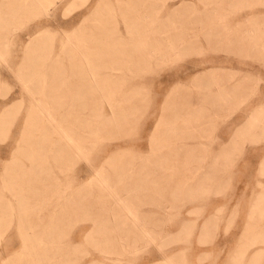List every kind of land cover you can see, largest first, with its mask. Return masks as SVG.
I'll list each match as a JSON object with an SVG mask.
<instances>
[{
  "label": "bare ground",
  "instance_id": "1",
  "mask_svg": "<svg viewBox=\"0 0 264 264\" xmlns=\"http://www.w3.org/2000/svg\"><path fill=\"white\" fill-rule=\"evenodd\" d=\"M79 1L82 2L78 4ZM87 1L0 0V140H6L8 135L1 138L2 134L14 125L11 143L0 145V219L16 213L20 222H36V232L28 236L39 240L58 234L63 216H68V210L83 208L81 199L94 190L98 191L99 201L113 197L125 207L119 193L133 191L137 195L141 186L153 188L154 181L161 180L168 171L162 168L163 157H181L185 163L196 160V166L190 170V184L185 183L181 189L204 187L218 171L217 163L226 157L233 137L218 134L215 140L203 141L202 131L212 128L214 118L234 92L246 93L253 86L257 94L254 102L261 106L252 110L251 119L254 122L259 117L260 123L264 121V103L260 101L264 90L249 72L243 71L242 62H233L227 56L204 62L226 59L232 61L229 68L224 64L208 68L204 64L202 72L186 81H175L168 88L161 85L152 92L151 84L142 82L124 89V79L135 76L149 80L146 74L152 70L151 63L171 52L177 53L179 48L192 47L198 43L195 37H205L207 42L225 46L229 52H244L263 59L264 46L259 48L249 39L251 36L245 32L247 25L231 27L233 32L222 31L225 25H212L208 28L220 32L194 33L190 36L195 39H184L188 35L180 26L168 25V14L178 13L183 5L191 3L189 0H89L90 5ZM86 2L89 6L83 15L69 21L57 17L58 10L66 16ZM41 15L45 17L28 26L25 34L12 31L17 22ZM74 20L77 23L73 24ZM138 64L145 66L128 76ZM11 79L18 83L17 89L10 90ZM99 84L109 86L113 90L107 91L118 95L106 99L107 110L102 104L94 105V85ZM73 91L84 98L78 107L69 108L84 109L85 113H68V92ZM139 95L144 97L140 100ZM144 99L148 102L146 107L149 103L156 104L155 110L160 115L147 135L149 147L132 148L134 157L120 149L116 141L138 129L140 101ZM124 128L129 130L121 134ZM137 139L143 141L144 136L139 134ZM165 147L170 150H164ZM93 151L99 159L105 158L103 164L124 154L123 164L114 167L111 174L105 173L103 165L94 169L87 180L75 185L79 188L76 196L81 197L80 202L70 204L68 155H83L90 162L88 155ZM126 165L139 169L129 170ZM126 210L131 216L124 215L121 221L132 224L124 227L130 232L129 229L137 228L140 219L129 208ZM147 236L154 238L150 233ZM9 249L5 245L2 251L10 255ZM49 252L60 250L38 247L33 262L42 263ZM253 254L257 257L261 252ZM10 258V262L25 263L23 258L12 255ZM163 261L176 264L174 256H165ZM85 264L104 263L90 260Z\"/></svg>",
  "mask_w": 264,
  "mask_h": 264
},
{
  "label": "rangeland",
  "instance_id": "2",
  "mask_svg": "<svg viewBox=\"0 0 264 264\" xmlns=\"http://www.w3.org/2000/svg\"><path fill=\"white\" fill-rule=\"evenodd\" d=\"M189 1L191 3L183 5L178 13L168 14L170 17L168 25L180 26L182 32L188 35L184 39L196 38L198 43L192 47L179 48L177 53L171 52L163 56L160 61L151 63L152 70L146 72V76L150 78L147 81L133 76L134 74L130 75L141 71L145 66L138 64V68H132L128 73V76L133 77L124 79L126 82L124 89L147 82L151 84L153 92L158 86L164 85L168 88L175 81H186L194 74H199L205 68L204 64H207L208 68L219 66L216 64H224V67L227 65L226 67L229 68L232 61H240L243 71L249 72L253 81H258L259 88L264 90V58L258 59L253 54L247 55L244 52H229L224 49L225 46L207 42L205 37L190 36L194 33L220 32L208 28L212 25H225L226 28L222 31L233 32L231 27L242 24L247 25L245 32L251 36L249 39L261 48L264 46V20H262L264 0ZM81 2L79 1L78 4ZM87 2L89 4V0ZM87 2L85 6H78L70 10L71 12L68 11L66 16L58 10L57 17L62 20L68 18L69 21L80 14L83 15ZM43 17L45 16L24 19L11 29L16 34L23 35ZM75 23L77 20L73 21V24ZM26 39L24 35L23 40ZM218 56H227L232 61L219 58L213 62H204ZM195 64H198L197 68ZM10 82L12 85L10 90L18 88L19 85L14 79ZM94 86L96 88L93 94L96 98L94 105L102 104L107 110L106 99L117 94L109 93L108 89L113 90L109 86L102 84ZM103 89L107 92L103 93ZM143 97V95L138 96L140 100ZM83 98L81 93L68 92V113H85L84 109L69 108L72 105L78 107ZM255 98L257 94L253 86L246 93L234 92L217 114L218 117L214 118V124L210 126L212 128L202 131L205 132L204 136H201L203 141L215 140L218 134L229 135L233 139L226 157L221 163H217L216 174L214 173L210 180L205 182V186L198 190L189 187L181 189L182 185L189 183L190 170L196 166L197 161L191 159L185 163L181 157L171 155L161 159L162 168L168 171H165L166 175L163 174L161 180L154 181L153 188L147 189L141 186L137 195L133 191L119 193L125 207L121 203L118 204L113 197L99 201L97 190L81 199L76 196L79 188L75 185L78 186L80 182L87 180L93 170L101 169L102 165L105 173L111 174L114 167L122 166L121 158L124 154L121 158L109 160L104 164L105 158L99 159L96 151L88 155L90 162L83 155L69 154L68 203L80 202L81 199L85 206L77 210H68L66 216L68 218L64 215L65 220L58 224L60 228L62 227L58 230V234L44 240L28 236L32 231L36 232V222L30 220L20 222L16 213L1 218L0 250L3 254H0V259L4 256L6 258L0 260V264L8 262V264H16L15 261L10 262L11 255L17 259L23 258L24 264H36L33 259L38 256L36 253L38 247L60 250L57 253H47L40 264H85L90 260L104 264H164L165 256H174L176 264H264V121L260 123L259 117H256L254 122L251 119L252 110L257 105L261 106L259 102L255 104ZM260 101L263 104L264 97ZM140 102L142 106L138 129L129 132L128 128L122 129L121 134L128 132L125 135L127 138L116 141L120 149L131 153L134 157L132 148L135 149L138 145L149 147L147 135L154 120L160 115V111L155 110L156 104L154 106L153 103H149L146 107L148 103L146 99ZM13 126L6 134H2L1 138L6 135L9 138L0 140V145L11 143ZM139 134L144 136L143 141L137 139ZM157 149L155 150L158 151ZM170 149L165 147L164 150ZM171 151L174 153L172 149ZM126 166L133 171L139 169L135 165ZM133 201L138 205H133ZM126 208L132 210L140 219L138 223L136 222L137 228L129 229L130 232H126L124 227L132 224L121 221L124 215L131 216ZM19 224L22 225L21 234ZM148 233L154 235V238L148 237ZM5 245L10 248V255L2 251ZM255 251H260L261 254L256 257L253 254ZM116 259L119 261H115Z\"/></svg>",
  "mask_w": 264,
  "mask_h": 264
}]
</instances>
